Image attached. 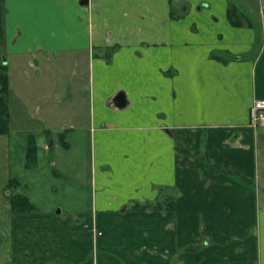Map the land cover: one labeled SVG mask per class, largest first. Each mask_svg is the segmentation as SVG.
Instances as JSON below:
<instances>
[{"label":"crops","instance_id":"crops-1","mask_svg":"<svg viewBox=\"0 0 264 264\" xmlns=\"http://www.w3.org/2000/svg\"><path fill=\"white\" fill-rule=\"evenodd\" d=\"M81 1L3 0L9 121L33 69L36 100L71 115L47 117L59 145L86 117L91 193L43 214L5 200L0 264H264V0ZM69 67L73 92L50 95Z\"/></svg>","mask_w":264,"mask_h":264},{"label":"rangeland","instance_id":"rangeland-1","mask_svg":"<svg viewBox=\"0 0 264 264\" xmlns=\"http://www.w3.org/2000/svg\"><path fill=\"white\" fill-rule=\"evenodd\" d=\"M5 58L7 59V53H5ZM14 68L10 67L9 71L11 72L12 81L14 79L17 81L19 73ZM53 70L52 73L49 70V75H55V69L53 68ZM73 70L70 67L65 69L68 79L63 86L56 85L54 90L49 89L50 95L58 93L60 90H64L66 94L73 92V80L75 77H79L81 69L79 67L75 69L76 75H74ZM32 71L33 69L29 70L31 74L28 77H32L29 78V84L27 82L23 83V80L19 82L23 85L22 87L24 85H26L25 88L28 87L27 91L20 90L17 87L15 93L11 95V123L10 121L8 123L11 129L8 135H0V204L5 203V200L6 203L11 204V200L16 195L25 194L33 206L32 209L28 210L32 214H43L50 206L52 208L56 207L55 211L58 208L67 211L68 207L74 209L88 205L91 193V170L89 126H86V117L81 111L75 123L77 126H75L74 131L72 133L67 131L66 136L69 146L65 148L59 145L55 136H58L61 131L58 132L52 129L54 127H52L47 117L53 120V124L57 125L58 121H69L71 115L60 110L58 117L55 114H48L51 111V108L48 107L49 101L40 103L39 100H36L39 93L36 90L43 91L47 86L43 84L44 78L34 77ZM27 92H33L30 97L32 100L29 99L27 106L23 103L19 104L15 95L20 96ZM33 105L37 107H34L36 110H34ZM64 106H67V102L64 103ZM78 110L82 109L78 108ZM47 136H49L48 139H53L54 142L49 150L45 149V145L49 144ZM31 143L36 145L37 152L36 160L29 163L26 155ZM15 181L18 182V185L14 184ZM171 202L173 203V201ZM172 203L169 205L170 209L173 207ZM160 207L162 208L163 205L161 204ZM191 221L193 222L194 232L197 222L203 223V208L200 211H195ZM200 233L203 237V226H201Z\"/></svg>","mask_w":264,"mask_h":264},{"label":"trees","instance_id":"trees-1","mask_svg":"<svg viewBox=\"0 0 264 264\" xmlns=\"http://www.w3.org/2000/svg\"><path fill=\"white\" fill-rule=\"evenodd\" d=\"M229 11V16H230ZM3 0H0V41L4 36L3 29ZM9 89V79L7 75V66L3 63V58L0 55V135H6L9 133V113L7 107V96ZM27 162L32 163L36 160V146L31 143V146L27 150ZM11 207L19 212L24 210L32 209V205L27 199L22 195H16V197L11 200Z\"/></svg>","mask_w":264,"mask_h":264},{"label":"built area","instance_id":"built-area-1","mask_svg":"<svg viewBox=\"0 0 264 264\" xmlns=\"http://www.w3.org/2000/svg\"><path fill=\"white\" fill-rule=\"evenodd\" d=\"M250 120L253 126H264V101H257L251 108Z\"/></svg>","mask_w":264,"mask_h":264},{"label":"water","instance_id":"water-1","mask_svg":"<svg viewBox=\"0 0 264 264\" xmlns=\"http://www.w3.org/2000/svg\"><path fill=\"white\" fill-rule=\"evenodd\" d=\"M81 4H87V0H82V1H81ZM3 63L6 64L5 59H3ZM123 100H124V98H123V94L120 93V94L117 96L116 100H115L116 105H117L118 107H123V105L125 104V101H123ZM58 212H59V210H58Z\"/></svg>","mask_w":264,"mask_h":264}]
</instances>
